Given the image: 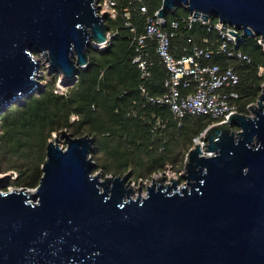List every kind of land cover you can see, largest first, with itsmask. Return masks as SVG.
<instances>
[{"label":"water","instance_id":"water-1","mask_svg":"<svg viewBox=\"0 0 264 264\" xmlns=\"http://www.w3.org/2000/svg\"><path fill=\"white\" fill-rule=\"evenodd\" d=\"M99 1L0 0V114L41 89L38 56L78 80L108 42ZM178 8L235 27L238 46L264 41V0H162L158 17ZM249 110L207 128L183 182L153 178L135 198L131 171L93 173L94 137L61 130L35 190H0V264H264V88Z\"/></svg>","mask_w":264,"mask_h":264},{"label":"trees","instance_id":"trees-1","mask_svg":"<svg viewBox=\"0 0 264 264\" xmlns=\"http://www.w3.org/2000/svg\"><path fill=\"white\" fill-rule=\"evenodd\" d=\"M115 1L116 16L108 14L105 19L111 38L105 47L89 49L88 65L81 69L74 84L59 91L61 75L43 66L39 78L45 85L40 91L0 114V171L7 165L8 170L17 173L14 185L37 187L46 147L57 131L67 130L75 137L90 134L95 138L92 159L100 162L104 173L131 171L135 180H144L167 164L182 169L193 139L211 124L204 116H188L179 124L168 105L149 100L166 92L168 74L156 43L148 41L143 55L147 75L143 76L134 62V37L144 33L146 17L161 8L162 0H146V13L138 1ZM126 11L130 12L131 26L126 24ZM188 13L178 8L165 18L167 22L181 20ZM216 20L211 18V24ZM220 42L213 27L196 21L192 27H179L172 40V52L177 57L189 55L197 46L213 52L211 58L199 59L202 64L225 62L226 56L217 53ZM237 48L251 62L227 64L234 66L240 76L234 88L239 99L234 103L240 113L247 114L248 106L257 102L263 89L264 77L258 69L264 67V47L258 37H248Z\"/></svg>","mask_w":264,"mask_h":264},{"label":"built area","instance_id":"built-area-1","mask_svg":"<svg viewBox=\"0 0 264 264\" xmlns=\"http://www.w3.org/2000/svg\"><path fill=\"white\" fill-rule=\"evenodd\" d=\"M135 1L142 4L140 7L141 11L146 13L147 8L143 5L146 0ZM102 3L109 9L110 12L107 13L115 17L116 1L103 0ZM99 5L101 10L102 4L100 2ZM99 13L103 14L101 11ZM124 18L127 26H131L129 11L124 12ZM196 21L209 24L218 32L221 42L217 48V53L226 56L223 60L225 62L202 64L199 59H209L213 52L197 46L193 47L189 55L177 57L173 54L172 40L175 38L179 27L181 25L192 27ZM230 31L241 33L235 27L226 25L221 21L216 20L211 24V19L205 22L202 18H197L190 13L183 16L181 20L175 19L169 22H167L165 17L159 18L158 11L152 16L148 15L145 19L144 33L134 37V43L137 47L134 62L142 70L143 76L147 75V62L143 57L144 49L148 41H154L156 43V51L163 61L168 74L165 80L166 92L157 97H149V100L168 105L172 114L180 121L179 124H181L182 119L188 116H204L211 120V124L207 127L209 128L226 122L231 114L240 113L238 106L234 103L239 99V93L234 88L239 85L240 76L236 68L227 63H230V61L250 63L251 59L237 48L236 35ZM110 38L111 35L108 33V41ZM258 42L264 47L262 38L258 37ZM258 71L262 75L264 67H259ZM207 128L193 139V145L199 141L204 148ZM187 154L188 152L186 156ZM168 176L167 178L171 177V175Z\"/></svg>","mask_w":264,"mask_h":264},{"label":"rangeland","instance_id":"rangeland-1","mask_svg":"<svg viewBox=\"0 0 264 264\" xmlns=\"http://www.w3.org/2000/svg\"><path fill=\"white\" fill-rule=\"evenodd\" d=\"M100 11H101V13H105L106 15H108V13L110 12L109 9L104 5V3H102V8ZM38 58L40 59L41 68L43 66L49 67V63L45 59H43L42 56H38ZM262 75L264 77V73ZM39 76H40V73L37 74V79L40 82V86L42 88L45 84L43 82H41ZM65 81L66 80L61 75L60 78L58 79V82H57V87H58L59 91H65L67 89V87L70 86V84H65L64 83ZM262 87L264 88V80L262 83ZM39 91H40V89H38L34 94H36ZM255 104H256V102L253 103L252 105H255ZM246 115L254 116V113L248 109V113ZM235 130H237V129L235 128ZM53 135H57L59 146L64 148L66 146V142H65L64 138L62 136H60V131L54 132ZM80 136H83V135H80ZM80 136H76V137H80ZM52 139L53 138H51L50 140H52ZM204 144H207V142H204ZM192 146H193V143H192L191 147ZM204 147H205V145H204ZM96 162H97L96 164H98V165L93 171L94 174L101 173L102 178H104V176H112V174L104 173V171L100 168V162L98 160H96ZM184 165H185V163H184ZM2 168H3V170L0 171V177H2V179H3L2 182L0 183V190L1 191L8 192V191L16 190V189H25V188H28L31 191L35 190V188H29V187H25V186L14 185L13 181L16 179L17 173H13L12 171L8 170L7 165H4ZM179 170H180V167H171L170 164H167L163 170H160V171L152 174V176L150 178H147L144 180H141V179L135 180V178L132 176V180L134 183V185H133L134 186V193L132 194V197L135 198V197H137V195L140 194L138 192V188L140 186L142 187V195H144L145 191H146V187L149 184H151V181L153 178L157 179L159 177H166L165 182L166 181L168 182V181H170V179H173V178L174 179L179 178V179H181V182H183L184 180L181 178V176L184 173V167H182V169L180 171ZM168 175H171V177L167 178V177H169ZM113 176H115V175H113Z\"/></svg>","mask_w":264,"mask_h":264},{"label":"bare ground","instance_id":"bare-ground-1","mask_svg":"<svg viewBox=\"0 0 264 264\" xmlns=\"http://www.w3.org/2000/svg\"><path fill=\"white\" fill-rule=\"evenodd\" d=\"M198 144H200L201 148L203 149V145L201 144V142L198 141ZM206 154V153H205Z\"/></svg>","mask_w":264,"mask_h":264}]
</instances>
